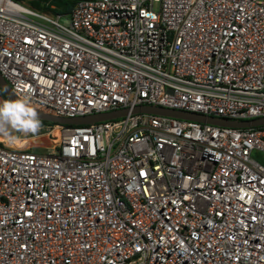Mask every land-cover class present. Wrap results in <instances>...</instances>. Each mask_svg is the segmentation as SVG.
I'll return each instance as SVG.
<instances>
[{"label": "built area", "instance_id": "built-area-1", "mask_svg": "<svg viewBox=\"0 0 264 264\" xmlns=\"http://www.w3.org/2000/svg\"><path fill=\"white\" fill-rule=\"evenodd\" d=\"M0 74L53 115L126 108L0 140V264H264V123L132 111L263 117L264 0H0Z\"/></svg>", "mask_w": 264, "mask_h": 264}, {"label": "water", "instance_id": "water-1", "mask_svg": "<svg viewBox=\"0 0 264 264\" xmlns=\"http://www.w3.org/2000/svg\"><path fill=\"white\" fill-rule=\"evenodd\" d=\"M0 90L2 91V93L5 95L7 99L15 100L19 98L11 91L8 83L1 76V74H0ZM35 109L38 112L39 119L46 120V121H52V122L66 123V124L89 123L93 121L116 117L126 112V108H120V109L104 111V112H95V113L86 114V115L59 116V115H53V114L44 112L38 108H35ZM132 111H147V112H152V113H157V114H166V115H171V116H176V117L197 120L201 122H209V123H214L218 125H228V126H237V127L255 126V125L264 123V116L258 117V118L244 119V120H235V119H226V118H221V117L211 116V115H204L202 113H198L194 111H186V110H180L176 108H167V107H161V106H156V105H139V106H135L132 109Z\"/></svg>", "mask_w": 264, "mask_h": 264}, {"label": "clouds", "instance_id": "clouds-1", "mask_svg": "<svg viewBox=\"0 0 264 264\" xmlns=\"http://www.w3.org/2000/svg\"><path fill=\"white\" fill-rule=\"evenodd\" d=\"M41 127L38 112L27 95L0 101V137L13 146L17 140L37 134Z\"/></svg>", "mask_w": 264, "mask_h": 264}, {"label": "trees", "instance_id": "trees-1", "mask_svg": "<svg viewBox=\"0 0 264 264\" xmlns=\"http://www.w3.org/2000/svg\"><path fill=\"white\" fill-rule=\"evenodd\" d=\"M20 3L26 4L31 8L45 11V12H52V13H60V14H68L73 5L77 0H16ZM0 96L3 100L7 99L5 95L0 90ZM41 122H47L46 120L40 119ZM23 142L16 141V145H20Z\"/></svg>", "mask_w": 264, "mask_h": 264}, {"label": "rangeland", "instance_id": "rangeland-1", "mask_svg": "<svg viewBox=\"0 0 264 264\" xmlns=\"http://www.w3.org/2000/svg\"><path fill=\"white\" fill-rule=\"evenodd\" d=\"M62 21V20H61ZM2 97L0 96V101H2ZM38 140H36V142H32V144H45L48 143V138L45 135H40L37 136ZM20 142H23L22 140H17ZM37 147V146H35ZM32 150H39V148H31ZM41 149V148H40ZM251 155L256 158L257 160H259L260 162L264 163V153H262L261 151L258 150H252L251 151Z\"/></svg>", "mask_w": 264, "mask_h": 264}, {"label": "crops", "instance_id": "crops-1", "mask_svg": "<svg viewBox=\"0 0 264 264\" xmlns=\"http://www.w3.org/2000/svg\"><path fill=\"white\" fill-rule=\"evenodd\" d=\"M1 139H4V138H3V137H0V140H1Z\"/></svg>", "mask_w": 264, "mask_h": 264}, {"label": "bare ground", "instance_id": "bare-ground-1", "mask_svg": "<svg viewBox=\"0 0 264 264\" xmlns=\"http://www.w3.org/2000/svg\"><path fill=\"white\" fill-rule=\"evenodd\" d=\"M37 140H38V138H37Z\"/></svg>", "mask_w": 264, "mask_h": 264}]
</instances>
